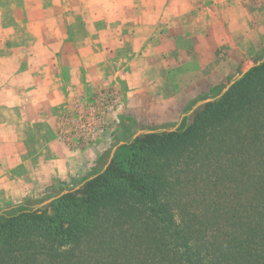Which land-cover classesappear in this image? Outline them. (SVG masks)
Instances as JSON below:
<instances>
[{
	"label": "trees",
	"instance_id": "trees-1",
	"mask_svg": "<svg viewBox=\"0 0 264 264\" xmlns=\"http://www.w3.org/2000/svg\"><path fill=\"white\" fill-rule=\"evenodd\" d=\"M238 75L175 124L120 116L108 164L0 215V264H264V56Z\"/></svg>",
	"mask_w": 264,
	"mask_h": 264
},
{
	"label": "crops",
	"instance_id": "crops-1",
	"mask_svg": "<svg viewBox=\"0 0 264 264\" xmlns=\"http://www.w3.org/2000/svg\"><path fill=\"white\" fill-rule=\"evenodd\" d=\"M183 2L181 10H176L179 7L168 0L95 3L108 15L121 11L133 15L115 19L113 26L109 24L110 19L102 17L100 36L104 37L100 39L94 34L93 23L76 16L79 8H95L87 0H47V4L44 0H22L19 12L14 10L21 15L15 13L14 19V24L21 25L22 30L17 46L10 44L19 38L6 26L0 4V65L6 66L4 76L8 77L0 83V215L10 216L7 213L44 206L55 198L47 196L48 188L82 182L104 158L120 116L130 117L138 125L158 118V115L146 116L135 107L147 92L133 87L126 92L123 102L101 117L103 127L91 142L73 147L59 135V115L75 96L77 99L87 96L105 85L107 78H113L111 74L100 80L95 78L109 55L104 48L107 45L100 46V41H118L130 35L151 46L161 37L167 41L180 38L187 44L183 49L189 51V57L176 61V67L189 65L190 72L204 75L197 82L200 88L215 84L223 73L232 72L243 45L264 44V25L257 30L250 27L252 14L248 15L247 10L253 0ZM227 4L238 7L236 25L225 19L230 16L229 11L222 10ZM221 46L234 59L231 64L217 58L216 50ZM135 57L130 55L128 65L134 64ZM63 70H66V79ZM177 84L174 81L172 89ZM145 105L150 108L153 103L146 101ZM166 115L172 117L171 112ZM34 126H38L37 130L42 126L50 138L42 144L36 143Z\"/></svg>",
	"mask_w": 264,
	"mask_h": 264
},
{
	"label": "rangeland",
	"instance_id": "rangeland-1",
	"mask_svg": "<svg viewBox=\"0 0 264 264\" xmlns=\"http://www.w3.org/2000/svg\"><path fill=\"white\" fill-rule=\"evenodd\" d=\"M44 1L47 4V0ZM101 1L103 0H87V2L91 3L95 8H91L90 10L87 8H79L76 14L78 18L86 19L90 24L93 23V29H95L94 34L99 35L100 39L104 37L100 36L102 35V23H104L100 20L102 17L106 16L107 19H110L109 24L110 26H113L116 25L114 22L115 19L133 16L127 11H121L119 14L114 15L105 14L108 12L103 13V10L97 8L95 4ZM168 2H173L176 7H179H175L176 10H181L182 3H184L183 0H168ZM0 4L3 6V16L6 26L11 28L14 35L18 34L19 40L14 38L11 40L10 44L11 46H17L18 43H20V32H22V30L20 29L21 25L14 24V19L15 13L19 12L17 10L20 8L22 0H0ZM222 10L224 13L226 11L230 12L228 15H230L229 17L231 18L226 17L225 19L229 20L231 24L236 25L237 22H239L237 17H235L239 11L235 4H227ZM217 11L218 9L214 13H217ZM247 13L248 15L252 14L250 20L251 29L257 30L264 25L261 24L264 22V0H253V5L249 6ZM50 14L51 12L48 13V15ZM16 15L19 17L21 16L20 13H17ZM232 17H235V19H232ZM104 44L107 45L104 47L106 50L105 52L109 55L105 57L104 63L99 72L100 74L98 73L95 78L100 80L108 74H111L112 76H108L113 78H107L105 81L106 83L104 82L105 85L103 84L100 88H97L96 91L94 90L87 96L83 95L80 99H77V96H75L74 101H71V104L64 108L59 115V135L73 147L91 142L96 132L103 127L100 120L101 117L123 102V97L126 95V92L133 87L146 90L145 92H147V94H144L143 96L144 100L136 102L135 107L139 108V111L146 116L151 115L152 117L153 115H158V118L151 119L155 121L145 122V124L139 125H172L175 124L184 113L187 114L188 110L195 102L204 99L209 95L211 88L219 84L225 86L235 75H238V73L243 71L248 65L264 56V44L261 45L260 43L253 42H250L249 44L244 43L246 45H243L242 48L238 50L237 65H234V68L232 67V72L226 74L223 73L218 77L215 84L200 88L198 87L197 82L204 75L190 72L188 70L189 65L176 67V61H185V59L189 57V51L183 49L187 44L180 38L174 37L167 41L161 37V39L159 38L157 40V43H153L150 46L147 42L135 40L130 35H126L118 41L109 40L107 42H99L100 46ZM131 54L134 56L136 55L134 58L135 62L133 65H128ZM229 55L228 49L224 50L222 46L216 50L217 58L221 59L225 64H231V60H234L229 57ZM5 67V65L2 67L0 65V83H4L8 80V77L4 76V74H6L4 73L6 70ZM182 69H185L186 71ZM63 77H65V79L67 77L66 70H63ZM174 81H178L179 84L172 89L171 86H173ZM145 100L153 103V106H150L152 109L148 108L149 104L145 105ZM153 108L155 110H153ZM170 112L172 113V117L166 115ZM86 121L90 123V126L82 127V124ZM36 127L38 126L32 127L33 139L36 143L42 144V142H45L50 138V133L42 129V126L39 127L38 130ZM38 132L40 133L39 136L36 135ZM117 132L118 130L116 128L113 134H116L115 136H117L118 140L114 142L112 137L109 146L106 148V154L101 160V164L108 161L113 148L116 149V146L120 142L128 140L129 135H118ZM126 153H128V150L123 149L119 151L118 154L126 155ZM80 183L74 185L62 183L54 186V188L50 187L47 189V196L57 197L60 193L69 188H75L80 185ZM7 214L13 215L15 213Z\"/></svg>",
	"mask_w": 264,
	"mask_h": 264
},
{
	"label": "water",
	"instance_id": "water-1",
	"mask_svg": "<svg viewBox=\"0 0 264 264\" xmlns=\"http://www.w3.org/2000/svg\"><path fill=\"white\" fill-rule=\"evenodd\" d=\"M250 66H252V64H250V65H248L244 70H246L247 68H249ZM243 70V71H244ZM239 75H235L224 87H223V89L221 90V93H223L224 91H226L227 89H228V87L234 82V80H235V78L236 77H238ZM220 93V94H221ZM213 98L212 97H207V98H204V99H201V100H198L197 102H195L194 103V105H192V107L188 110V113L187 114H189V113H191L197 106H199V105H201V104H203V103H205V102H208V101H211ZM141 132H143V130H138V131H136V133H135V135H137V134H139V133H141ZM114 150H115V148H113L112 149V151H111V153H110V158L112 157V155H113V152H114ZM110 158H109V160H108V162H107V164L109 163V161H110ZM76 188V187H75ZM65 192V191H64Z\"/></svg>",
	"mask_w": 264,
	"mask_h": 264
},
{
	"label": "built area",
	"instance_id": "built-area-1",
	"mask_svg": "<svg viewBox=\"0 0 264 264\" xmlns=\"http://www.w3.org/2000/svg\"><path fill=\"white\" fill-rule=\"evenodd\" d=\"M86 126H87V127L90 126V123H89L88 121H86L85 123L82 124V127H86ZM97 132H98V131H97ZM97 132H96V133H97ZM94 136H95V135H94ZM94 136H93V137H94Z\"/></svg>",
	"mask_w": 264,
	"mask_h": 264
}]
</instances>
